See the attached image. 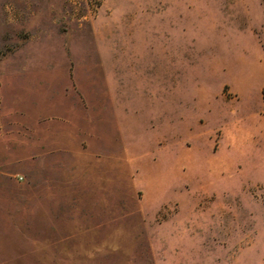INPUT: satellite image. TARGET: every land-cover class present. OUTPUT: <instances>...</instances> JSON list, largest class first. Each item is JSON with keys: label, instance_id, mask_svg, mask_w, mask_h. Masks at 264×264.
Here are the masks:
<instances>
[{"label": "rangeland", "instance_id": "rangeland-1", "mask_svg": "<svg viewBox=\"0 0 264 264\" xmlns=\"http://www.w3.org/2000/svg\"><path fill=\"white\" fill-rule=\"evenodd\" d=\"M264 0H0V264H264Z\"/></svg>", "mask_w": 264, "mask_h": 264}, {"label": "crops", "instance_id": "crops-1", "mask_svg": "<svg viewBox=\"0 0 264 264\" xmlns=\"http://www.w3.org/2000/svg\"><path fill=\"white\" fill-rule=\"evenodd\" d=\"M261 92H262V90H261ZM261 92H260V96H261V103H262V105H263V99H262V94H261Z\"/></svg>", "mask_w": 264, "mask_h": 264}, {"label": "trees", "instance_id": "trees-1", "mask_svg": "<svg viewBox=\"0 0 264 264\" xmlns=\"http://www.w3.org/2000/svg\"><path fill=\"white\" fill-rule=\"evenodd\" d=\"M261 94H262V99H264L263 90H262Z\"/></svg>", "mask_w": 264, "mask_h": 264}, {"label": "built area", "instance_id": "built-area-1", "mask_svg": "<svg viewBox=\"0 0 264 264\" xmlns=\"http://www.w3.org/2000/svg\"><path fill=\"white\" fill-rule=\"evenodd\" d=\"M263 108H264V99H263Z\"/></svg>", "mask_w": 264, "mask_h": 264}]
</instances>
